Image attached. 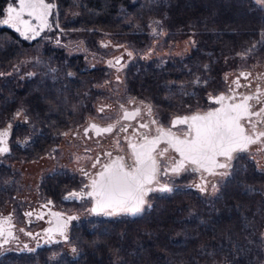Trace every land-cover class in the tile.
<instances>
[{
    "label": "flooded vegetation",
    "instance_id": "obj_1",
    "mask_svg": "<svg viewBox=\"0 0 264 264\" xmlns=\"http://www.w3.org/2000/svg\"><path fill=\"white\" fill-rule=\"evenodd\" d=\"M204 1L201 0L195 7L193 16L208 13L207 9L214 5L221 8L228 6L229 10H234L240 15L234 17L229 12V18L226 16L225 20L219 22L216 30L215 24L208 21L192 24L189 23L190 20L182 24L181 17L177 20L178 24H158L161 27L160 36L166 37L161 38L164 50L174 47L178 49L180 44L186 46L190 42L193 43L184 56L177 55L174 61L167 60L161 63L159 68L146 67V74L142 76L143 83L140 82L141 78L137 79L135 76H130L129 80L126 78L129 87L124 93L114 90V85L116 82L120 83L122 77H126L127 71L130 74L133 52L144 54L145 50L151 48L147 24H141L142 28L136 31L137 33L133 32L132 26L124 25L121 31L129 37L125 40V54H118L121 64L110 66L109 61L115 64L116 56L109 54L104 59L106 70L101 72L100 65H89V58L83 57V54L66 57V49L73 48L71 45L77 46L74 43L77 41V33H73V30L77 31L83 26L56 22L53 18L60 6L54 0H47L55 5L52 15L48 18L52 28L43 29L34 39L22 35L23 27L21 31H17L15 27L0 24V33L13 34L11 38H3L1 45L12 41L10 43L15 48H22L27 53L32 52L30 60L28 59L30 62L27 63L30 64L26 72L30 76L27 78H23L22 74L26 71L22 62L26 53L15 62L14 71L18 75L15 98L6 102L0 95V132L7 131V136L3 139L9 149L8 152L0 153V219L11 215L15 225L12 230L18 238L0 247V264H41L45 261V264H82L83 253L88 249L90 241L104 235L105 231L112 233L110 236L106 233L109 239L119 233L122 236L129 233L132 235L133 230L129 227L142 224L148 217L156 216L157 210L161 208L160 204L166 199L175 201L176 204L190 202L196 211L199 206H205V218L211 220L213 232L220 223L217 218L226 222L225 229L228 225L232 227V231L225 233L232 239L226 240L220 248L224 252L243 249L246 244L245 237L252 236L253 232L263 241L264 151L258 150L261 144L251 145L248 152L236 154L231 168L227 170L229 175L224 177L193 172L190 165L189 170L181 172L178 176H161V183L168 184L172 191L150 193L146 199L151 208L145 205L144 210L135 216H108L92 212L95 201L87 196L83 199H65L71 192H80L83 185L90 182L80 169L93 175L101 170V165L96 168L91 166L97 157L101 164L108 163L117 156H125L126 162L132 163L129 158L131 149L128 148V141L124 137L132 136L133 128H137L140 123L156 119L167 129L176 116L204 113L219 107L212 98L220 94L229 95L230 88L235 90L237 102L244 95H253L257 89L264 93V44L261 43L264 34V3L260 0ZM10 6L18 8V0H7L6 7ZM7 16V13L0 15V20L6 19ZM24 19L34 28L39 25V21L28 16L27 12ZM228 24L238 27L251 26V30L243 33L232 31L216 39L218 46L224 49L234 50L238 47L236 51L244 50L242 61L245 63L239 62L231 68H217L215 75L212 69L214 35L215 32H222L221 28ZM93 30L94 38H91L90 45L91 52L95 55L98 53L97 45L101 48L100 40L97 42L100 39V30ZM105 32L115 35L117 31ZM28 35L31 36L32 33L29 32ZM227 40L234 42L231 43V48L227 47ZM239 43L242 46H239ZM129 52L132 53L131 56L128 55ZM33 56L37 59H33ZM236 60L238 59L232 62ZM150 61L153 60L147 59L141 64L145 65ZM208 62L209 67L204 65ZM240 73L251 75L245 79ZM237 79L241 85L238 88L233 84ZM35 85L39 89L38 92L32 91ZM99 85L104 87L101 91L103 93L98 91ZM57 89L60 90V95ZM133 98L136 103L130 104L129 100ZM261 100L264 101V95ZM140 101L152 106V116L147 114ZM250 103L255 104V101ZM120 105H124L129 111L140 107L141 116L132 121H121V124L132 125L126 133L117 129L109 134L96 135L90 125L95 123L104 127L115 123L122 115ZM101 107H104V112L98 111ZM151 127L152 134H155L156 126ZM185 127L177 125L173 127V131L179 134L180 129ZM259 127L261 126L258 125ZM85 129H88L87 134ZM144 131L140 129L141 133ZM164 147L166 144L161 143L160 148ZM108 152L112 153L111 157L105 155ZM169 157L180 159L179 154L171 149L163 159ZM171 163L169 159L168 164H163L162 167H168ZM223 171L225 170L217 169V172ZM201 175L210 182L207 184V192H201L195 187L196 184L202 183ZM213 183L218 188L215 194L211 192ZM83 190L86 192L88 189ZM29 212L32 213L31 216L25 215ZM53 213L62 214L61 222L68 216L76 217L67 224V240L59 233H48V229L56 227L57 217L53 216ZM199 220L202 222L203 219ZM119 225L124 227L117 230ZM234 231H237V235ZM28 232L33 235H27ZM49 235L52 236V242L46 243ZM73 248L76 252L72 251ZM113 248H117V245Z\"/></svg>",
    "mask_w": 264,
    "mask_h": 264
},
{
    "label": "snow or ice",
    "instance_id": "obj_2",
    "mask_svg": "<svg viewBox=\"0 0 264 264\" xmlns=\"http://www.w3.org/2000/svg\"><path fill=\"white\" fill-rule=\"evenodd\" d=\"M264 3V0H260ZM55 5L47 0H18L17 7H9L7 9V18L0 20V24L15 27L17 31H24L22 35L25 38L34 39L40 34L43 29H51L49 16L52 15V10ZM34 17L39 21L37 27H32L30 22L24 19V14ZM154 23H159L158 21ZM32 35L29 36L28 33ZM155 34V30H153ZM261 43L264 44V34H262ZM107 46V45H105ZM132 55L131 52L128 53ZM244 55V54H238ZM110 66L115 67L121 64V59L116 58L115 64L109 61ZM122 67V65H121ZM247 79L250 73H240ZM118 79V78H117ZM236 87H240L239 79L233 81ZM264 95L257 89L253 95H244L238 102L236 101L235 90L230 88L229 95L220 94L212 98L214 103L220 106L210 109L204 113H193L191 115L176 116L166 129L156 119H152L148 123H140L137 128H133L132 136H125L128 141V148L131 149L129 158L132 163H127L125 156H117L111 159L108 163L101 164L99 157L92 163V168L101 165V170L94 175L84 169H80L84 176L90 181L83 185L80 192H71L65 199H83L85 196L95 201V206L91 209L95 213H103L108 216L127 214H140L145 205L151 208L147 197L154 191L165 192L172 191L166 183H161V176L175 175L178 176L181 172L187 171L188 166H191V171L207 173L208 175L221 177L229 175L228 169L231 168L232 160L236 158L238 153H246L250 146L261 144L260 151H264V101L261 96ZM255 101V104L250 101ZM130 104L136 103L135 99L129 100ZM149 116L153 115L152 106L144 104ZM260 105V107H256ZM122 115L115 123H109L107 126L101 127L95 123L90 125V128L95 131L96 135L109 134L114 130L119 132H127L130 124H121V121H132L141 116V108L136 107L129 111L120 105ZM255 109V110H254ZM104 107L98 109L99 112H104ZM19 115V113H17ZM255 118V119H254ZM152 125H155V134L152 130ZM177 125L186 126L180 129V133L173 131V127ZM258 125L261 127L258 128ZM119 126V127H118ZM144 129V132H140ZM88 129H85L87 134ZM65 135H67L65 133ZM7 136V131L0 132V153L8 152L9 149L6 141L3 139ZM166 144V147L160 148V144ZM119 145V138H117ZM179 154L180 159L174 157L163 159L169 150ZM111 157L112 153H105ZM172 163L168 167H162L163 164H168V160ZM217 169H224L223 172H217ZM202 183L196 184L201 192H207V181L204 175L200 177ZM83 189H88L86 192ZM218 191L215 183L212 184L211 192L215 194ZM51 203V201H49ZM25 215L31 216L32 213ZM57 217L56 227L48 229V233H59L65 240L68 239L65 234L68 222L76 217L68 216L66 220L61 222V213H53ZM42 218V217H40ZM15 225L12 223V217H4L0 219V247L8 245L11 241L18 239L15 232L12 230ZM23 232L24 229H19ZM29 236L31 232L26 233ZM46 243L52 242V236L49 235ZM27 247V246H25ZM76 252V249H72Z\"/></svg>",
    "mask_w": 264,
    "mask_h": 264
},
{
    "label": "trees",
    "instance_id": "obj_3",
    "mask_svg": "<svg viewBox=\"0 0 264 264\" xmlns=\"http://www.w3.org/2000/svg\"><path fill=\"white\" fill-rule=\"evenodd\" d=\"M54 1L62 9L79 8L82 26L103 31L124 29L122 15H127V10L134 11L137 6L133 0ZM6 2L0 0L2 16L7 13ZM12 36L11 32H2L0 40ZM10 42H6L0 49V67L12 65L27 52L15 48ZM163 210L166 215L162 218L153 215L142 224L132 225V235L129 233L122 236L119 233L110 239L101 235L90 241L88 249L83 253L82 264H264V239L262 241L256 233L245 237L243 249L224 252L220 248L226 240L232 238L218 233V230L224 231L227 224L217 218L220 223L213 232L210 219L206 225L205 206H199L196 211L190 202H182L165 205ZM115 245L120 249H114Z\"/></svg>",
    "mask_w": 264,
    "mask_h": 264
},
{
    "label": "rangeland",
    "instance_id": "obj_4",
    "mask_svg": "<svg viewBox=\"0 0 264 264\" xmlns=\"http://www.w3.org/2000/svg\"><path fill=\"white\" fill-rule=\"evenodd\" d=\"M201 0H133V4L137 5L135 7V10L130 12V11H126V14H123L122 17L124 19V25H129L132 26L134 28L133 32L136 31H140V29L142 28L141 24H147L148 30L149 31V35H150V43H151V48H149L147 51L148 53H146L147 51L145 50L143 53L144 54H140V53H135L133 52V58H131V62H132V67L130 70V74L128 73L129 71H127L126 73V77H122V80L120 83H115V89L114 90H119L121 92H125L128 87H129V77L130 76H135V78L140 79V82H142L143 80V75L146 74V71H144V69L146 67L148 68H159L161 67V63L170 60V61H174L175 56L177 55H182L184 56L185 53L187 52V50L190 49V46L193 42H190L188 45L184 46L180 44V47H178V49L176 47H174L173 49H165L164 50V46L162 44L161 46V38H166L165 35L164 36H160L161 33V27L158 26V24H178V19L181 17V23L185 24L186 22H192V24H194V22H198V21H202V22H209L210 24H215V30L217 29L216 27H218V23L222 22L223 20H225L226 16L229 18V12L231 13V15L238 16L240 15V13H237L234 10H229L230 7H220L218 5H214L212 6V8L210 7L209 9H207L209 12L208 13H202V14H196L193 16V13L195 12V7L200 4ZM204 1V0H202ZM207 0H205L204 2H206ZM212 9V10H211ZM129 13V14H128ZM186 15V16H184ZM192 15V16H191ZM56 22L58 21V23L60 24H81V17H80V10L77 7H70L68 9H62L59 8L53 18ZM158 21L159 23H154ZM188 23V24H189ZM235 24H228V25H224L225 27L221 28L222 32H215L214 35V39H215V44H214V52H213V57H212V69H214V74L216 75V70L217 68L223 69L224 66L227 68H231L234 66V64H237L239 62H241L242 64L245 63V61H242L243 56L242 55H238V54H242L244 52V50L242 51V49H239L236 51V49L234 50H230V49H224L221 46H218L219 43H216V39L219 37H223L224 33H232V31H237V33H243L246 30H251V26L250 25H246V26H233ZM81 29H78L77 31L73 30V33H77L76 34V38L77 41H75L74 43L77 44V46L75 45H71L72 47H69L68 49H66V57H71V56H75V55H82L85 58H89L88 59V63L89 65L95 64L97 63L98 65H100L101 67V71H105L106 67H105V56H109V54H114L116 58H118V54H125L124 50L126 49V42L129 37L128 35H125L122 33L121 30L117 31L115 33V35H113L112 33L105 32L103 30H100L99 34V38L97 40V42L100 40V46L101 48H99V46L97 45V50L98 53H96L95 55H93L94 53L91 52V45L92 42L90 41L91 38L93 37V28H87V27H80ZM153 30H155V34H153ZM132 32V33H133ZM137 33V32H136ZM236 36V35H235ZM240 36V35H239ZM234 37V35L232 36ZM107 38H110L108 41L106 40ZM170 38L172 39V35L170 36ZM237 38V37H236ZM221 41V40H220ZM228 41V42H227ZM227 47L231 48V43L232 40H227ZM2 41L0 40V49L1 47H3ZM95 45V46H96ZM103 45V46H102ZM107 45V46H105ZM111 46V47H110ZM239 46H242L241 43H239ZM106 48V50H104ZM114 48V49H113ZM127 50V49H126ZM227 51V52H225ZM32 53V52H31ZM31 53H27L26 55L22 58V62L24 63L23 65V69H25V73L23 74V78H27L28 75L26 72H28V68H30V64L27 65L28 59L30 60V55ZM89 55V56H88ZM143 55V56H142ZM127 56V55H126ZM93 57V59H92ZM170 57V58H169ZM238 59L234 62H232L234 59ZM33 59H37L36 57L33 56ZM147 59L149 60H153L150 61L149 63H145L141 64V62L146 61ZM228 62H232V63H227ZM16 64L13 63L12 65L6 66L4 67H0V95L3 97V100L8 102L11 101L12 99L15 98V86L17 84V78L18 75L15 73L14 71V66ZM204 65H206L207 67L210 66V63L208 62L207 64L205 63ZM122 71V69L120 70ZM155 73V72H153ZM124 74V73H123ZM218 75V73H217ZM128 78V80L126 79ZM198 78V77H197ZM206 77H203V79H205ZM126 79V80H125ZM202 79V80H203ZM215 79V77H214ZM218 79V78H216ZM126 81V83H125ZM143 83V82H142ZM141 83V84H142ZM98 91H102L104 89V87H102L101 85H99ZM32 91H39L37 85H35L32 89ZM36 93V92H35ZM57 93L58 95L61 94L60 90L57 89ZM103 93V92H101ZM107 93V91H106ZM28 95H26L25 100H27ZM43 96L45 97V93L43 94ZM43 99V97H42ZM69 102V101H68ZM163 205H161V208H159L156 212V216H161L164 217L166 215V211L163 210L164 206L175 203V201H170L169 199L163 200ZM167 208V207H165ZM209 220V219H208ZM206 221V225L207 222ZM246 220V219H245ZM201 222V221H200ZM199 222V223H200ZM201 224H203V222H201ZM124 227L123 225H119L117 230H119L120 228ZM246 228H248V226H245ZM131 228V227H129ZM159 228L162 230L163 227H161V225L159 226ZM159 229V230H160ZM224 232L222 231H218V233H222L225 234L227 231H232V227H230L228 225V227L225 229H223ZM108 233L109 236L112 235V233L110 232H106L104 233V235ZM234 234L237 235V231L233 232ZM227 234V233H226ZM225 234V235H226ZM122 235V234H121ZM108 236V238H109ZM181 245V244H180ZM177 246V244L175 245ZM118 248V247H117ZM120 249V248H118ZM46 262V261H45ZM45 262H42L41 264H45Z\"/></svg>",
    "mask_w": 264,
    "mask_h": 264
}]
</instances>
